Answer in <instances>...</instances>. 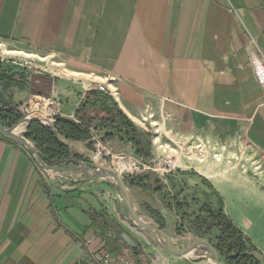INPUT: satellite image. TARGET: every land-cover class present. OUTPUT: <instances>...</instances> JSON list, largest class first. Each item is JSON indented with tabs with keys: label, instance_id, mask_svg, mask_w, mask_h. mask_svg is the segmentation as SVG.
<instances>
[{
	"label": "crops",
	"instance_id": "crops-1",
	"mask_svg": "<svg viewBox=\"0 0 264 264\" xmlns=\"http://www.w3.org/2000/svg\"><path fill=\"white\" fill-rule=\"evenodd\" d=\"M0 42L6 52L28 57L14 68L27 79L24 88L10 86L17 103L51 97L68 115L95 117L102 114L97 86L104 82L143 131L160 124L191 142L202 134L239 140L263 158L264 87L255 63L264 60V0H0ZM34 60L45 68H33ZM103 142V156L136 154L117 135ZM153 143L160 145V137ZM92 144L72 147L84 156L80 163L99 158ZM161 147L157 153H166ZM115 163L122 169L134 160ZM178 169L171 177L185 193L197 186L212 191V205L221 196L225 213L264 257L263 179L209 163ZM150 172L146 187L128 188L135 207L153 218L156 212L168 235L180 217L159 186L170 179ZM110 179L42 171L25 147L0 138V264H89L102 238L86 242L99 235L103 220L117 219L145 247L139 230L148 235L147 228L126 221L125 205L107 195ZM113 241L114 248L107 239L104 247L120 252L124 245Z\"/></svg>",
	"mask_w": 264,
	"mask_h": 264
},
{
	"label": "rangeland",
	"instance_id": "rangeland-1",
	"mask_svg": "<svg viewBox=\"0 0 264 264\" xmlns=\"http://www.w3.org/2000/svg\"><path fill=\"white\" fill-rule=\"evenodd\" d=\"M6 50H8V47L0 42V62H8L7 64L14 65L15 66L14 68L16 69L22 68L21 66L23 65H20V63L25 64L24 62L27 61L26 58L28 57H25L20 54L8 53L6 52ZM33 62L35 64L33 68H38V69H41V67L45 68L43 63H40V62L37 63L36 60H34ZM0 87L2 88L1 84H0ZM2 93H3L4 99L8 102H11L14 105H17V109H18L19 105H21L22 102L20 103V101H18L17 103L16 101L12 100V97H10L11 89L10 88L6 90L4 89L2 90ZM0 108H2L1 101H0ZM159 126L160 124L149 125L147 127L148 131L147 130H144V131L149 132L151 134L154 157L152 156L150 160L155 159L156 161V162L155 161L153 162L152 170L161 172L162 171L161 169L162 164H160L161 162H164V161L168 162V160H171L174 163L176 162L175 165H171L174 169L171 173L168 174V178L170 179L168 181V184L165 185L164 183H161V184L159 183V186H161V188L164 189L163 192L166 195L165 197L168 200H170L169 202L170 207L175 208L177 214L180 215L179 218L175 219V223L173 224L174 228L172 227L168 230L169 231L168 236L172 240H174V242H176V244L178 245H181V240L178 239V235H184V234L202 236V237H205L211 240L212 243H216V236L219 234L218 229L214 227L210 233H206L205 235H203L201 233H205L206 224L199 223L197 219L198 216H203V217L207 216L206 212L202 211V210H205L206 207H212V208L217 209V207L220 205L219 201L215 205H212L213 203L210 201L209 196L214 195V193L211 191V193L206 194V192H203L200 186H197L194 193L193 192L185 193L184 185H182V183L176 177H171V174L176 173L179 170L178 167L181 166L182 164L183 165L187 164L188 166H191L193 164L195 166L197 164V167L199 166V168L203 170L205 166L209 163L211 165L215 164V166L220 167V169L231 170V172L237 171L241 173L243 171L248 174H251L253 177H256L257 180H260L262 178L264 181V157L260 158V154H257L250 146H248L247 144H243V142L241 143L239 140H233V141L227 140L226 141L220 138H216L215 136H206V134H202L199 136V138H195L193 142H191L190 139H186L182 136L180 137L179 135H176L174 132H169L167 131L166 128L161 130L159 129ZM25 128L26 127H24V129ZM26 130H23L22 132L23 135L25 134ZM156 135L160 137V141H161L160 145L159 144L154 145L153 143L154 137ZM159 146H162L160 150H164L166 153L164 154L157 153V151H159V149H157ZM190 146L193 147L192 152L190 151L191 150ZM135 156H137L139 159L142 160V158L139 157L137 154H134V157ZM191 157L195 159L190 161ZM112 160L113 159L111 155L103 156L102 154H100L98 159L97 158L93 159L91 163L87 162L86 165H88L92 169L97 170L98 169V166L96 164L97 162L105 163V164L107 162V164H109ZM70 164H74V163H70ZM145 164L149 165L147 163ZM40 169L42 171L44 170L42 168ZM144 171H142L141 173H143ZM259 174H261L262 177ZM158 179L160 178L158 177ZM110 180H112V178ZM263 181H262V184H263L262 187L264 191ZM112 185H113L112 188L107 187L108 197L111 198L113 195H115L118 197L120 202L124 204L115 185L113 183ZM103 192H106V191L103 190ZM175 201H178V204L181 205L182 210L177 209ZM122 211H123V214H125V217H127L126 221L132 224V220L127 210H124L123 208ZM148 215H151V214H148ZM115 220L116 222H118L117 219H114V221ZM105 221L108 223L109 226L104 231L99 230V236L102 238V240L105 242L107 239L108 244L110 245V247H113V248L115 245L113 243L114 239L116 242L117 241L122 242V244L125 246V244L123 243V240H121L120 238L118 239L115 234L113 225L116 222H114L113 220L112 221L105 220ZM122 228L126 230L124 227ZM144 228H147L146 230L148 231V236H150L151 238H155L153 230L149 229V227H144ZM139 233L143 234L142 236L144 238L142 237V241L144 242V240H146L148 242V243L144 242L145 247L148 251V255L145 257V260L143 261L144 264H147L149 262L150 263L152 262L153 264H216L215 260L211 257L209 252L202 250L201 248L185 256H177V255L168 253L167 251L161 249L156 244L152 243L150 239L146 236L147 234L144 233L143 229L139 230ZM134 238H136L137 241L139 240L141 242V240L139 239V236L137 237L134 236ZM142 247L144 246L142 245ZM253 253L264 264V257L260 256L259 250L258 252L253 251Z\"/></svg>",
	"mask_w": 264,
	"mask_h": 264
},
{
	"label": "trees",
	"instance_id": "trees-1",
	"mask_svg": "<svg viewBox=\"0 0 264 264\" xmlns=\"http://www.w3.org/2000/svg\"><path fill=\"white\" fill-rule=\"evenodd\" d=\"M14 67V65L0 62V84L2 85V88L0 87V101L2 102L0 121L5 127L14 125L24 116V113L17 109V105L4 99L2 93V90L10 88L12 85H18L20 88L25 87L27 81L26 75L20 70H15ZM16 74H20L19 80L16 78ZM20 78L23 80L20 81ZM98 102L100 111L102 112L101 115L88 118L77 117V121L72 118L59 116L55 122V128L45 126L39 120H32L24 135L35 143L43 160L51 165L78 164L84 156L73 152L71 150L72 147L61 137L68 141H90V126L100 131L105 129L103 136L109 137L111 135H117L123 140L130 141L133 144L135 153L145 162L150 161L153 156L151 134L141 130L122 111L110 94L101 92L98 96ZM0 138H6L17 143L9 137L0 136ZM149 173L151 172L146 173V175L140 174L125 177L127 186L137 182L140 186L146 187L147 184L144 182V177L149 176ZM204 180L214 189L213 185L207 179ZM158 181L157 179L156 183ZM218 199L220 205L217 209L206 207L202 211L206 212L207 216L197 217L199 223L206 224L205 233L201 234L205 235L206 233H210L214 227L218 229L219 234L216 236V243L213 244L218 249L225 264H263L253 253V251L258 252L257 246L225 213L224 203L220 195H218ZM175 204L177 209L182 208L178 204V201H175ZM152 214L161 228L165 227L159 220L157 213L152 212ZM108 226L105 220L98 224L100 231H104ZM113 226L116 236L122 239L118 229H124L119 224H114ZM123 243L125 246H128L124 240Z\"/></svg>",
	"mask_w": 264,
	"mask_h": 264
},
{
	"label": "water",
	"instance_id": "water-1",
	"mask_svg": "<svg viewBox=\"0 0 264 264\" xmlns=\"http://www.w3.org/2000/svg\"><path fill=\"white\" fill-rule=\"evenodd\" d=\"M34 119L27 121L30 124ZM25 119L22 118L16 124L11 127H5L0 121V136L9 137L19 143L21 146L25 147L28 152L32 155L36 164L47 172H60V173H80L83 174L87 180L101 179V178H112L113 184L115 185L121 199L124 202L126 210L132 220V225L135 227H149L153 230L155 238H151L146 235L150 241L161 249L177 256H185L187 254L195 252L197 249L201 248L209 252L211 257L215 260L216 264H225L218 249L211 242V240L198 236V235H178V239L181 240V245L176 244L161 228L160 224L150 215L140 211L135 207L130 190L126 184L124 176L118 172L114 165H106L104 163H96L98 169H92L85 163L78 164H63V165H51L46 163L39 150L35 144L30 141L25 135L22 134L23 130L16 131L17 126H19ZM27 124V126H28ZM50 127L55 128V124L50 125ZM61 137V136H60ZM65 142H67L71 147H76L81 141H68L61 137ZM121 238L126 242V244L132 249L139 250L142 245L135 240L128 232L122 229H118Z\"/></svg>",
	"mask_w": 264,
	"mask_h": 264
},
{
	"label": "built area",
	"instance_id": "built-area-1",
	"mask_svg": "<svg viewBox=\"0 0 264 264\" xmlns=\"http://www.w3.org/2000/svg\"><path fill=\"white\" fill-rule=\"evenodd\" d=\"M255 74L258 82L264 87V60H257V62L255 63ZM97 87L98 90H100L101 92L108 93L109 91L108 87L104 82L99 83ZM60 107L61 104L59 100L51 97H36L22 102L21 105H19L18 110L24 113V119L26 121V125H25L26 128L24 130L27 129V124H28L27 121L30 119L39 120L42 124L49 127L50 125L55 124L59 116L72 118L77 121L76 117L64 113ZM89 129L91 131L90 141L95 146L94 148L95 156L97 157V154H103L102 152L105 151L103 135L101 134L100 130H97L93 126H90ZM107 152L110 155V152L109 151ZM111 156L113 160L108 165H114L115 168L118 170V172L124 176V178L130 177L132 175H140L143 174L144 172H150V171L157 172L156 170H152L153 162L155 161V159L150 160L148 162H145L142 159L144 162L143 163L141 159H139L137 156L134 157L133 154L119 153ZM263 157H264V151H263ZM116 158L133 159L134 160L133 167H125L122 169H118L115 163ZM81 163H85V162H81ZM145 163L149 165H146ZM160 164H162L161 166L162 171L161 172L159 171V173L161 175V178H164L173 171L174 168L171 165H175L176 163H174L171 160H168V162L165 163L164 161L161 162ZM142 171L144 172L141 173ZM172 209L176 212L175 208ZM97 238L99 239V235H93L91 238L87 240L86 245L91 246V244L95 240H98ZM104 246H105L104 242L102 241V239H100L99 244L95 247L94 250L92 249L91 251L94 257L89 262V264H144L143 261L145 260V257L148 255V251L145 247H142L141 250L137 251L129 246H124L120 252H114L110 249H106ZM147 264H153V263L149 262Z\"/></svg>",
	"mask_w": 264,
	"mask_h": 264
},
{
	"label": "bare ground",
	"instance_id": "bare-ground-1",
	"mask_svg": "<svg viewBox=\"0 0 264 264\" xmlns=\"http://www.w3.org/2000/svg\"><path fill=\"white\" fill-rule=\"evenodd\" d=\"M7 51V50H6ZM26 125V121L22 122L19 126H17L16 131L24 130V127ZM156 140V139H155ZM100 156V154H97V157ZM166 163V162H165Z\"/></svg>",
	"mask_w": 264,
	"mask_h": 264
}]
</instances>
